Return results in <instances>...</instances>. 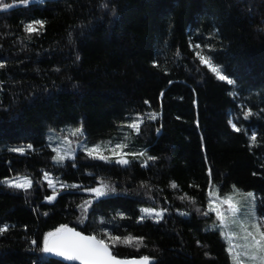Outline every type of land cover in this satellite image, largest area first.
Returning <instances> with one entry per match:
<instances>
[{
  "label": "trees",
  "instance_id": "trees-1",
  "mask_svg": "<svg viewBox=\"0 0 264 264\" xmlns=\"http://www.w3.org/2000/svg\"><path fill=\"white\" fill-rule=\"evenodd\" d=\"M3 2L14 4L0 9V180L27 175L33 188L0 184V264H66L40 251L61 224L144 238L110 244L121 259L233 264L205 206L210 184L235 186L254 192L264 216V0ZM34 20L45 23L29 33ZM198 51L236 83L216 78ZM133 119L143 120L139 133ZM81 126L86 146L119 141L147 155L120 165L76 151L57 164L48 134ZM147 156L156 159L145 165ZM45 173L64 185L52 201ZM101 180L116 191L82 190ZM141 206L167 211L141 220Z\"/></svg>",
  "mask_w": 264,
  "mask_h": 264
},
{
  "label": "snow or ice",
  "instance_id": "snow-or-ice-1",
  "mask_svg": "<svg viewBox=\"0 0 264 264\" xmlns=\"http://www.w3.org/2000/svg\"><path fill=\"white\" fill-rule=\"evenodd\" d=\"M18 3L27 5L29 0H18ZM13 5L4 3L0 0V9H9ZM102 7L107 8L108 4L103 3ZM115 10L113 9V12ZM45 21L34 20L26 25V31L29 33L37 31L34 25L39 24L43 26ZM195 47L199 48V45ZM208 47H211L208 45ZM179 55V52H177ZM196 55L199 57L202 64L208 65L212 72L223 81H227L228 84H235L236 81L232 79L229 75L224 74L221 71V65L214 64L213 58L211 56L205 55L202 51H198ZM156 62L154 61V64ZM5 65L0 62V68ZM252 114L251 109L244 112V116L248 117ZM150 118H154L150 117ZM143 123L142 119H133L128 125L131 129H134L137 133L140 132V124ZM231 123V121H230ZM232 127L239 131L236 124H232ZM83 131L82 126L75 130V133H81ZM253 142H256L257 137L255 134L251 137ZM111 144V141L108 142ZM33 145L28 144L27 148L31 149ZM125 143H116L113 147L105 149L101 145H93L91 148H87L86 151L89 157L98 158L102 161L111 163L112 159L115 158V163L120 165H129L131 161L126 158L131 155L136 158L139 156L147 155L146 152L140 153H125L122 149L126 148ZM13 152L24 153L26 149L24 147H16L11 149ZM105 151L109 155H105ZM70 155V152H64L62 150H57V155L52 159L56 161L57 164H62L63 161ZM154 156H147L144 160V164L147 165L149 160H155ZM209 175H211V169H209ZM45 179H48L49 187L53 186V181L49 179L50 173L44 174ZM0 184L6 185L12 189H23L25 192L33 188L32 179L27 176H17L16 178L5 177L0 180ZM61 187H64L61 184ZM71 187L79 188L78 185H71ZM172 187H177L175 182H172ZM235 188V186H233ZM83 191L94 193L95 198L105 196L111 192H115V187L110 183H105L101 180L99 186L97 187H87L83 188ZM219 191V189H217ZM57 193L53 191L52 195L45 196L44 199L52 201L56 198ZM209 197H213L211 190L209 191ZM245 200L251 198V203H245L244 205H239L234 202L232 196L210 198L208 201V206L212 212L218 217L219 225L221 228V234L224 235L228 240V252L231 255L233 264H264V216H258L256 212L255 205V194L253 192H247L244 194ZM183 199V197H181ZM189 199L194 200V197H189ZM90 203L86 201L85 204ZM228 205L227 212L231 213V219L224 210H222V205ZM241 207L245 209L243 215H238L241 211ZM144 212L154 214L153 218L157 220L163 219V213L167 209L157 210L156 208L144 209ZM199 211V209H198ZM47 213H45L46 215ZM208 213H205L207 215ZM141 220L144 216L140 217ZM224 229H228L224 231ZM7 230V225L0 227V234ZM143 237H124L123 240L120 236H111L110 238L104 235L90 234L85 235L82 231H77L76 228L70 227L68 224H61L59 227L48 231L43 235L42 246L40 251L45 254H54L56 256L64 257L69 261H80V264H150V261L154 259L149 255H141L139 258L132 259H121L118 255L113 253L110 244H115L118 242L131 243L132 240L143 242ZM33 245L37 244L34 239L31 241ZM199 243V241H198ZM139 246V245H137Z\"/></svg>",
  "mask_w": 264,
  "mask_h": 264
},
{
  "label": "rangeland",
  "instance_id": "rangeland-1",
  "mask_svg": "<svg viewBox=\"0 0 264 264\" xmlns=\"http://www.w3.org/2000/svg\"><path fill=\"white\" fill-rule=\"evenodd\" d=\"M13 4H11V5H13ZM203 65H205L212 72L211 68L208 65H206V64H203ZM212 73L216 76V74L214 72H212ZM216 78H218V77L216 76ZM69 132H70V135H66V136L65 135H62V134L56 135L55 133L48 134L47 139H48V142H49L50 146L54 149L55 155H57V150L59 149V150H62L64 152H70V155L68 156V158H71L76 151H85L87 153L86 149L87 148H91L93 146V145L92 146H86V144L83 142V140L81 138H79L80 133H75V130L69 131ZM69 136H72V138H70ZM116 143H120V142L117 141ZM116 143L109 144L108 141H106V142H103V143H101L99 145H101L102 148L108 149V148L113 147ZM122 150L125 153H128L126 150H124V149H122ZM104 154L105 155H109V153L107 151H105ZM110 158L113 161H115V158L114 157H110ZM14 178H16V177H14ZM49 179H51L53 181V186L52 187H49V185H48V179H45V176L43 177V180L45 181V183H46V185H47V187L49 189H51L53 191V190H57V189H61L62 188L61 187V184H59L55 179L51 178L50 176H49ZM217 189H218V187L216 185L210 184L209 189H208V200H207V204H206L205 208H206L207 211H210L211 213H213L214 220L216 222V225L219 228V230L221 231L218 217L215 215L214 212H212L210 210V208L208 206L209 199L210 198H214L216 196H219L221 198L226 197V196H232L234 202H236V203H238L239 205L242 206L245 203L250 204L252 202L251 201V198H248L247 200H245L244 194L247 193V192H253V191L252 190H241V189H238L236 187L235 188L231 187L230 190L223 191V192L217 191ZM210 190L213 193V197H209V191ZM89 194L92 195V198H95V194L94 193H89ZM256 201L257 200H256V195H255V205H256ZM221 207H222V210H224L226 212V214L228 215L229 219H231V215L232 214L227 212L228 205L224 204ZM149 208H156L157 210H160L158 207L141 206V208H140L141 209V215L144 216V218H149V219H152V220H157V219H154L153 218L154 214H150V213H147V212H144L143 211L144 209H149ZM244 211H245V209L243 207H241V211L238 213V215H243ZM227 230L228 229H224V231H227ZM222 236H223V238H224V240L226 242V246H227V249H228V240H227V238L224 235H222ZM230 257H231V255H230ZM231 260H232V258H231Z\"/></svg>",
  "mask_w": 264,
  "mask_h": 264
},
{
  "label": "water",
  "instance_id": "water-1",
  "mask_svg": "<svg viewBox=\"0 0 264 264\" xmlns=\"http://www.w3.org/2000/svg\"><path fill=\"white\" fill-rule=\"evenodd\" d=\"M77 231H79V230H77ZM85 235H87V234H85ZM48 255L50 257H52L53 259L64 262L66 264H80V261H69V260H66L64 257L56 256L54 254H48ZM130 259H132V258H130Z\"/></svg>",
  "mask_w": 264,
  "mask_h": 264
}]
</instances>
